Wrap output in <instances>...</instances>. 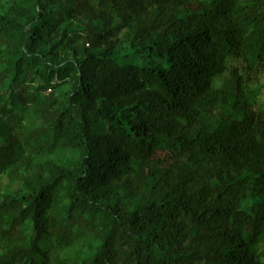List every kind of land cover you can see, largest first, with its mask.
<instances>
[{"label":"trees","instance_id":"1","mask_svg":"<svg viewBox=\"0 0 264 264\" xmlns=\"http://www.w3.org/2000/svg\"><path fill=\"white\" fill-rule=\"evenodd\" d=\"M263 87L264 0H0V264H264Z\"/></svg>","mask_w":264,"mask_h":264},{"label":"rangeland","instance_id":"2","mask_svg":"<svg viewBox=\"0 0 264 264\" xmlns=\"http://www.w3.org/2000/svg\"><path fill=\"white\" fill-rule=\"evenodd\" d=\"M234 65H239V62L234 63ZM225 81V78H221L220 79V85H223ZM261 97L264 98V87L262 88V93H261Z\"/></svg>","mask_w":264,"mask_h":264}]
</instances>
